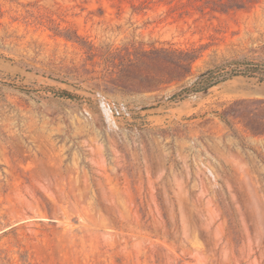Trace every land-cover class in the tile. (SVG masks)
I'll use <instances>...</instances> for the list:
<instances>
[{"label": "rangeland", "instance_id": "1", "mask_svg": "<svg viewBox=\"0 0 264 264\" xmlns=\"http://www.w3.org/2000/svg\"><path fill=\"white\" fill-rule=\"evenodd\" d=\"M0 264H264V0H0Z\"/></svg>", "mask_w": 264, "mask_h": 264}, {"label": "trees", "instance_id": "2", "mask_svg": "<svg viewBox=\"0 0 264 264\" xmlns=\"http://www.w3.org/2000/svg\"><path fill=\"white\" fill-rule=\"evenodd\" d=\"M239 67H233L229 71L224 73H220V75L213 74L212 70L206 71L204 74L201 75V78L209 79L212 84H216L220 81H224L236 75H251L255 72L260 71L262 66L253 65V64H240Z\"/></svg>", "mask_w": 264, "mask_h": 264}]
</instances>
